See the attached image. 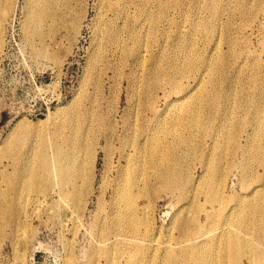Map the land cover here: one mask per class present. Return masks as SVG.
Here are the masks:
<instances>
[{
	"label": "rangeland",
	"instance_id": "obj_1",
	"mask_svg": "<svg viewBox=\"0 0 264 264\" xmlns=\"http://www.w3.org/2000/svg\"><path fill=\"white\" fill-rule=\"evenodd\" d=\"M34 1L0 0V264H213L228 225L264 252V0Z\"/></svg>",
	"mask_w": 264,
	"mask_h": 264
},
{
	"label": "bare ground",
	"instance_id": "obj_2",
	"mask_svg": "<svg viewBox=\"0 0 264 264\" xmlns=\"http://www.w3.org/2000/svg\"><path fill=\"white\" fill-rule=\"evenodd\" d=\"M53 1V0H52ZM35 2V1H34ZM33 7L30 9V11H29V14H28V21H29V23L30 24H38L39 25V23H42L43 21H44V19L46 18V17H49V15H50V2H49V0H38L37 1V3L35 2L34 3V5H32ZM57 7V6H56ZM5 11H2V13H0L1 15H3V13H4ZM56 12V11H55ZM2 18V17H1ZM46 20V19H45ZM51 21V20H50ZM149 22H150V20H149ZM151 23V22H150ZM28 27V26H27ZM30 27V26H29ZM34 27V26H33ZM36 28V27H35ZM210 28V27H209ZM211 31H212V29H211ZM32 37V36H31ZM186 69H187V67H186ZM217 68L216 67H213V69L212 70H216ZM181 71V70H180ZM214 72H212V74H211V78H209V79H211V82H215V76H214ZM170 83L172 84V86L173 85H175V86H179V85H176L177 84V81L175 80V79H172L171 81H170ZM178 84H180V83H178ZM184 103V102H183ZM261 126V125H260ZM259 128V127H258ZM22 133V132H21ZM156 138V137H155ZM257 139V138H256ZM152 142V141H151ZM159 142V141H158ZM149 143V142H148ZM161 143V142H160ZM159 143V145H161ZM155 144V143H154ZM253 144V143H252ZM257 144V143H256ZM255 144V145H256ZM134 146H135V144H133ZM146 145V144H145ZM152 146V145H151ZM157 147H159V146H157ZM252 147V146H251ZM146 148V147H145ZM144 148V149H145ZM130 149V148H129ZM143 149V148H142ZM151 149H154L153 148V146L151 147ZM150 149V150H151ZM159 149V148H158ZM243 149V148H242ZM250 149V148H249ZM254 149V148H253ZM256 149V148H255ZM261 150V149H260ZM264 150V149H263ZM152 151V150H151ZM155 151H156V149H155ZM165 151V150H164ZM252 151V150H251ZM136 152V151H135ZM138 152V151H137ZM150 152V151H149ZM154 152V151H153ZM152 152V153H153ZM158 152H159V150H158ZM161 152H162V150H161ZM250 152V151H249ZM264 152V151H263ZM165 153V152H164ZM253 153V152H252ZM255 153V152H254ZM253 153V154H254ZM260 153V152H259ZM129 154H131V153H129ZM133 154V153H132ZM255 154H257V153H255ZM128 155V154H127ZM135 155H136V153H135ZM150 155V154H149ZM154 155H155V152H154ZM251 155V154H250ZM132 156V155H131ZM131 156H129L130 158H131ZM156 156V155H155ZM165 156V155H164ZM150 157V156H149ZM151 157H153V156H151ZM164 158V157H163ZM162 159V158H161ZM162 160H164V159H162ZM130 161V160H129ZM164 163V162H163ZM264 164V163H263ZM248 165V164H247ZM214 166H216V165H214ZM46 168H47V160H46V158L44 159V160H42V163H41V172H42V176H44L45 177V175H46V172H47V170H46ZM74 167H69L68 169L67 168H65V167H60L59 169H58V178H59V180H60V182H61V184L62 185H64V186H67L68 184H71V181H72V179H74L76 176H77V174H79V173H76V168H74ZM127 169H128V166H127ZM216 169V168H215ZM78 170V169H77ZM161 171V170H160ZM125 173V172H124ZM81 175V174H80ZM128 175V173L126 174V176ZM160 176V175H159ZM9 177V176H8ZM29 179H31V177H28ZM224 178V177H223ZM245 178V177H244ZM8 179H10V178H8ZM7 179V180H8ZM28 179V180H29ZM126 179V178H125ZM17 180V179H16ZM19 180V179H18ZM27 180V181H28ZM181 180V179H180ZM186 180V179H185ZM12 181V180H11ZM11 181H9L8 180V182H11ZM128 181V180H127ZM126 181V183L128 184V182ZM247 181V180H246ZM30 182V181H29ZM136 182V181H135ZM134 182V184H137L138 182H140V180L139 181H137V183H135ZM142 182V181H141ZM249 182V181H248ZM14 183V182H13ZM144 183V182H143ZM179 183V182H178ZM247 183V182H246ZM51 184V183H50ZM73 184H74V182H73ZM132 184V183H131ZM140 184V183H139ZM184 184V183H183ZM22 185V184H21ZM263 185V184H262ZM18 186V185H17ZM47 186H48V184H47ZM246 186H248L249 187V185H246ZM245 186V189H247V187ZM264 186V185H263ZM13 187V186H12ZM45 187H46V185H45ZM44 186L43 187H41V190L40 191H44L46 188H45ZM135 187V186H134ZM253 187V186H252ZM17 188V187H16ZM16 188H15V190H16ZM21 188V187H20ZM74 188V187H73ZM126 188V187H125ZM264 188V187H263ZM123 189V188H122ZM129 189H130V187H129ZM129 189H123L122 191H121V196H122V198L124 199V201H130L131 199H132V196H134V195H131V193L129 192L130 190ZM185 189V188H184ZM14 190V189H13ZM12 190V191H13ZM14 190V192L15 193H17L16 191ZM18 190V189H17ZM20 190V189H19ZM129 190V191H128ZM186 190V189H185ZM188 190V189H187ZM248 190V189H247ZM132 191V190H131ZM250 191V190H249ZM264 191V190H263ZM256 192H258V190H256V191H254V194L256 193ZM15 193H13V195L15 194ZM133 193V192H132ZM18 194H19V191H18ZM257 194V193H256ZM259 194V193H258ZM261 194H262V192H261ZM13 195H11V196H13ZM7 196V195H6ZM21 196H22V194H21ZM74 197V200L76 199V197H75V192L73 191V194L71 195V197ZM254 196V195H253ZM257 196H259V195H257ZM70 197V196H69ZM70 197V198H71ZM118 197V196H117ZM188 197V196H187ZM15 198V197H14ZM121 198V197H120ZM251 198V197H250ZM249 198V199H250ZM11 199V198H10ZM17 199V198H16ZM15 199V200H16ZM72 199V198H71ZM20 200V199H19ZM225 200V199H224ZM256 200V199H255ZM264 200V199H263ZM262 200V201H263ZM14 201V200H13ZM12 201V202H13ZM11 202V203H12ZM18 202V201H17ZM261 202V201H260ZM9 203V202H8ZM249 203V202H248ZM256 203H258V202H256ZM264 203V202H263ZM10 204V203H9ZM14 204H15V202H14ZM14 204H12V205H14ZM3 205H6V206H9V205H7V202H6V204L4 203ZM218 205V204H217ZM226 205V204H225ZM238 205V204H237ZM257 204H255L254 205V203H250V205L248 206L249 207V209H250V211H252V213L254 212H256L255 211V209H257V211H258V209H259V211L260 212H262V211H264V207H263V205H258V206H260L259 208H258V206H256ZM5 206V207H6ZM127 206V205H126ZM243 206V205H242ZM10 207V206H9ZM15 206H13L12 208H14ZM128 207V206H127ZM126 207V208H127ZM228 207V206H227ZM226 207V208H227ZM11 208V207H10ZM255 208V209H254ZM8 209V208H7ZM130 210H131V208H129ZM128 209V210H129ZM202 209V208H201ZM228 209V208H227ZM243 209V208H242ZM3 210V209H2ZM4 210H5V208H4ZM11 210V209H10ZM245 210V209H244ZM247 210V209H246ZM134 211V210H133ZM199 211V210H198ZM227 211V210H226ZM233 211V210H232ZM258 211V212H259ZM4 212H6V211H4ZM128 212V211H127ZM248 212V211H247ZM2 213V212H1ZM6 213H9L8 211L6 212ZM5 213V214H6ZM132 214V212H129V214ZM208 213V212H207ZM206 213V214H207ZM216 213V212H215ZM219 213V212H218ZM232 213V212H231ZM253 213V215H255ZM264 213V212H263ZM209 214V213H208ZM247 214V213H246ZM261 214V213H260ZM260 214H258V215H260ZM257 215V216H258ZM6 216V215H5ZM123 216V215H122ZM134 216V215H133ZM223 216V215H222ZM234 216V215H233ZM121 217V216H120ZM210 217V216H209ZM256 217V216H255ZM122 218V217H121ZM214 218V217H213ZM259 218V217H258ZM262 218V217H261ZM133 219V218H132ZM132 219H130V221H132L131 222V230H132V234L131 235H129V236H126L127 237V239H124V240H126V242H127V244H130V245H136L138 242L136 241V240H140V239H142L143 240V238H140L136 233H137V230H138V227L137 226H135L134 225V223H135V221L133 222V220ZM230 219V218H229ZM244 219V218H243ZM247 220H248V218H246ZM260 219V218H259ZM258 219V220H259ZM120 220V219H119ZM236 220V219H235ZM262 220V219H261ZM215 221V220H214ZM230 221V220H229ZM244 221V220H243ZM260 221V220H259ZM178 222V221H177ZM223 222V221H222ZM263 222H264V220H263ZM7 223V222H6ZM119 223V222H118ZM182 223V222H181ZM242 223H244V222H242ZM246 223H247V221H246ZM258 223V222H257ZM259 223H262V222H259ZM175 224H176V222H175ZM213 224V223H212ZM227 224V223H226ZM233 224V223H232ZM248 224H249V222H248ZM181 225H183V224H181ZM180 225V226H181ZM224 225V224H223ZM245 225V224H244ZM260 225V224H259ZM263 227H264V224H261ZM3 226H5L4 224H3ZM121 226V225H120ZM214 226V225H213ZM217 226V225H216ZM241 226H242V224H241ZM1 227V226H0ZM183 227H184V225H183ZM205 227V226H204ZM203 227V228H204ZM224 227V226H223ZM226 227V226H225ZM245 227V226H244ZM263 227H262V229H263ZM238 227H235V226H231V225H228V227L227 228H224L223 229V234L222 235H225V236H227V237H225L224 238V241H225V245L222 247V253H221V255L220 256H216V257H214V260H213V264H242V256H248L249 255V260H248V262H249V264H264V252H262L261 251V249L262 248H260V249H258V250H254L253 248H250V246H249V243L248 242H246V240H242L241 239V237H240V235L238 234L239 232V228L237 229ZM1 229V228H0ZM180 229V228H179ZM261 229V228H260ZM107 231V230H106ZM127 231V230H126ZM125 231V232H126ZM264 231V230H263ZM262 231V232H263ZM182 232V231H181ZM208 232H209V230H208ZM2 233V232H1ZM205 233V232H204ZM108 233H106V235H107ZM122 234V233H121ZM209 234V233H208ZM125 235V234H124ZM128 235V234H127ZM147 235V234H146ZM203 235V234H202ZM199 232H197V231H191V230H186V229H184L183 230V239L181 240V241H178V242H176V246H178V247H183L184 245V243L186 242V244L187 243H189V242H197V239H199L201 236H202ZM221 235V236H222ZM103 236V235H102ZM110 237H111V234L109 235ZM108 236V239H111L110 237ZM118 233H117V235H115L114 237H112V238H114L113 239V242H119V240H121V237L120 238H118ZM104 237H105V235H104ZM123 238H125V237H123ZM123 238H122V242H123ZM202 238V237H201ZM222 239V242H224L223 241V238H219L218 240L220 241ZM144 240H146V238L144 239ZM200 240V239H199ZM102 242H105V241H103V240H100V243H98V245L99 246H104V245H102ZM125 242V243H126ZM221 242V241H220ZM107 243V242H106ZM111 243H112V241H111ZM169 243H171V242H169ZM117 244V243H116ZM120 245H122L121 244V242H120ZM138 245V244H137ZM136 245V246H137ZM143 245V244H142ZM169 246L167 247V249H166V251H165V260H166V262L167 263H171V262H175L176 260H177V257H178V255H180L179 254V252L180 251H174V248H173V246L172 245H170V244H168ZM188 245V244H187ZM140 247V246H139ZM143 247V246H142ZM147 247V246H146ZM99 248V247H98ZM149 248V247H148ZM113 249V248H112ZM136 249V248H135ZM97 250V249H96ZM108 250V249H107ZM136 250H138V249H136ZM135 250V251H136ZM143 250V249H142ZM264 250V249H263ZM140 251V250H139ZM137 252V251H136ZM249 252V253H248ZM143 253V252H142ZM248 253V254H247ZM135 254H137V253H135ZM110 256V255H109ZM141 256H143V255H141ZM140 256V257H141ZM22 257H24V256H22ZM21 257V258H22ZM134 257V256H133ZM20 258V259H21ZM248 258V257H247ZM19 259V258H18ZM24 259V258H23ZM164 259V258H163ZM247 260V259H246ZM113 262V261H112ZM247 262V261H246ZM24 263V262H23ZM210 264H212V262L210 263Z\"/></svg>",
	"mask_w": 264,
	"mask_h": 264
},
{
	"label": "built area",
	"instance_id": "obj_3",
	"mask_svg": "<svg viewBox=\"0 0 264 264\" xmlns=\"http://www.w3.org/2000/svg\"><path fill=\"white\" fill-rule=\"evenodd\" d=\"M47 88H48V91H49V93H50V97H51L50 102H51V103H53V102H58V101L61 99L62 93H61V92H60V94H59V93H56L53 87H47ZM57 92H58V91H57ZM45 105H46V107H43V106H42V109H48V108H49V106H47L46 103H45ZM40 111H41V110H39V112H40ZM42 114H43V112H40L38 115H42Z\"/></svg>",
	"mask_w": 264,
	"mask_h": 264
}]
</instances>
